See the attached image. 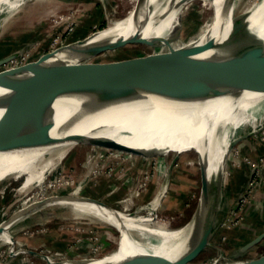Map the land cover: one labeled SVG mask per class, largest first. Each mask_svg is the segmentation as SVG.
Instances as JSON below:
<instances>
[{
	"label": "rangeland",
	"instance_id": "rangeland-1",
	"mask_svg": "<svg viewBox=\"0 0 264 264\" xmlns=\"http://www.w3.org/2000/svg\"><path fill=\"white\" fill-rule=\"evenodd\" d=\"M253 1L236 0V14ZM190 2L189 9L182 17L181 43L188 41L205 23L214 19V11L205 8L201 0ZM131 6L130 0H25L7 20H3L5 14L0 15V58L16 53L14 59L0 66V71L35 61L70 41L102 30L110 23L108 13L114 14V18H121ZM147 48L151 50L144 44H127L109 50L95 61L135 58L149 51ZM251 129L252 126H247L238 130L236 137L242 138L229 151L220 210L223 222L211 243L191 264H208L221 251L230 255L254 236L255 229L264 231V125L258 131L246 133ZM107 148L98 146L93 150L90 144H75L43 183L34 184L23 191H20L23 176L1 181L0 221L35 199L57 193L72 194L74 191L120 207L116 201L122 200L134 185L145 184V181L149 189L154 181L157 186L165 188L162 203L156 210L158 221H164L173 228L194 222L201 192L199 152L194 143L189 149L178 150L180 156L172 169L170 163L176 155L175 151L165 157L155 155L149 159L135 155L134 166L129 168L130 164L127 165L125 161L107 162V155L101 156V151ZM93 154L95 157H91ZM87 165L94 169L90 168V172L86 173ZM164 168L166 172L162 174ZM241 170L244 180L246 174L247 178H251L243 192L240 190L237 193L235 187L240 180ZM111 172L117 174L111 177V187L108 188L105 183ZM129 175L131 180L126 181ZM158 179H161V183H158ZM242 182L243 179L240 184ZM108 192H111L110 195H107ZM144 193L138 196V204L132 206L130 211L138 214L151 211L148 202L154 194L146 199L142 198ZM11 233V242L0 241V264H47L52 258L101 257L119 246L122 235L120 230L106 222L90 215L76 217L70 208L64 206L29 213L12 224ZM263 253L264 240L239 259L254 258Z\"/></svg>",
	"mask_w": 264,
	"mask_h": 264
},
{
	"label": "water",
	"instance_id": "water-1",
	"mask_svg": "<svg viewBox=\"0 0 264 264\" xmlns=\"http://www.w3.org/2000/svg\"><path fill=\"white\" fill-rule=\"evenodd\" d=\"M235 2L236 0H225L222 4L216 18L215 35L214 30H211L201 41L177 51L171 50L159 67L148 76H107L96 70L98 67H119L134 57L98 61L96 64L85 63V60L109 48L116 50L127 44L153 45L177 40L183 30L182 12L173 36L146 34L147 24L137 22L128 33H111L98 38L100 31L106 29L104 28L70 41L57 51L35 61L0 71V109L3 110L0 125L51 146L86 143L123 150L143 157L167 154L172 145L166 150H151L143 145L129 144L103 134L83 132L80 128L104 113L140 106L152 100L166 104H202L223 97H234L263 79L264 39L250 29V14L237 16ZM14 57L16 53L1 57L0 66ZM153 59L158 57L154 56ZM86 69L88 70L85 71ZM25 87L35 95L37 101L22 106L14 95ZM60 106H78L81 110L70 122L56 125L47 117ZM153 115L150 114L151 117ZM138 117L147 118L141 115ZM156 117L163 118L161 115ZM240 138L242 137H237L230 143L228 151ZM175 152L176 155L170 164L171 169L180 156V151ZM198 157L201 176L198 210L192 223L191 234L177 254L159 258L130 257L102 261L89 260L92 257L85 256L87 261L78 264L194 262L211 243L223 222L220 210L224 199L223 173L213 176L207 149L204 153L199 152ZM249 177L242 186L241 193L247 186ZM72 195L73 193H57L30 203L0 221V234L8 224L35 212L51 201L70 199ZM79 196L80 199L85 197L110 207L106 201L99 198ZM10 237L13 240L11 231ZM262 240L264 231L241 244L230 256L239 259ZM62 261L58 260V263ZM47 264L54 262L49 259ZM229 264H264V253Z\"/></svg>",
	"mask_w": 264,
	"mask_h": 264
},
{
	"label": "bare ground",
	"instance_id": "bare-ground-1",
	"mask_svg": "<svg viewBox=\"0 0 264 264\" xmlns=\"http://www.w3.org/2000/svg\"><path fill=\"white\" fill-rule=\"evenodd\" d=\"M24 1L0 0V15L5 14L3 20H7L14 11L23 5ZM130 1L132 6L125 16L114 18V14L108 13L107 17L110 18V23L105 30L100 31L98 38L111 33H128L132 29V25L137 22L147 24L146 34L158 33L173 36L177 29L180 13L182 12L184 17L186 10L191 5V0ZM201 1L205 8L214 11V19L205 23L188 41L181 43L183 35L181 34L177 40L146 45L151 50L147 48L149 51H144L142 56L135 57L126 64H120L119 67H98L96 70L107 76H148L159 67L171 50L177 51L201 41L211 30H214L213 34L215 35L217 33L215 28L217 14L225 0ZM245 14H250V29L264 39V0H254L244 5L237 16ZM109 50L111 49L87 58L85 63L96 64L98 61L95 59L104 56ZM154 56L158 59H153ZM14 96L22 106L37 101L35 95L27 87L18 90ZM80 110L81 107L78 106H60L47 119L56 125H63L70 122ZM2 113L3 110L0 109V116ZM150 114L154 115L151 117ZM140 115L145 117L148 115V117L139 119ZM157 115H161L163 118H157ZM262 125H264V78L234 97H223L202 104H166L152 100L140 106L110 111L86 122L80 131L103 134L129 144L143 145L151 150H166L169 145H172L170 152L164 155L179 149H189L194 143L198 152L204 153L206 149L208 150L213 176L216 177L223 173L225 181L228 147L237 138V131L252 126V129L246 133L255 132ZM75 144L46 145L0 125V182L9 177L20 178L23 176L24 180L20 191L26 190L34 184L43 183L49 173L65 159ZM90 145L93 150L98 147L96 144ZM150 157L153 156H146L147 159ZM90 168L94 169L87 165L86 173L90 172ZM165 168L162 174L166 172ZM160 181L161 179H158V183ZM136 188L137 186L134 185L122 200L116 201L120 207H113V204L108 202L110 207L104 206L85 197L80 199L79 194L74 191L73 195L69 197L70 199L51 201L35 212L48 207L64 206L70 208L76 217L90 215L122 232L119 246L114 251L101 257L93 256L89 260H116L130 257L159 258L177 254L191 234L192 222L173 228L164 221H158L156 210L162 203L161 198L165 195V188L161 186H157L153 198L148 202L151 211L146 214L130 211V208L139 202L138 196H135ZM110 193L108 192L107 195ZM12 224L5 226L0 234L1 242L12 241L10 237ZM51 261L54 264H59L56 258H52ZM85 261H87L85 257L79 256L63 259L60 264H78Z\"/></svg>",
	"mask_w": 264,
	"mask_h": 264
},
{
	"label": "built area",
	"instance_id": "built-area-1",
	"mask_svg": "<svg viewBox=\"0 0 264 264\" xmlns=\"http://www.w3.org/2000/svg\"><path fill=\"white\" fill-rule=\"evenodd\" d=\"M103 151L104 152L101 151V153H102L101 156L104 157L105 155H107V158H106V161L107 162L110 163L111 161H115V160L120 161V162H124L125 161V163L127 165L130 164V167L129 168H131V167L134 166L135 159L137 158L136 157L137 156L136 154L128 153V152H125V151H120V150L113 149V148L112 149H108L107 148V149H104ZM91 157H95V154L91 155ZM115 174L116 173L113 174L111 172V173H109L108 177H110V179H112L111 177H113V175H115ZM130 180H131V178H130V175H129V177H127L126 181H130ZM144 183H146V182L144 181ZM136 186H137V188L135 189L136 190V195L135 196H141L142 193L148 189L147 186H146V184H142L141 183V184H138ZM134 194H132V195H134ZM243 201H245V200H242V202ZM238 261H240V259H238V258L237 259H234L229 254L220 252L217 255V257L214 258L208 264H229V263H235V262H238Z\"/></svg>",
	"mask_w": 264,
	"mask_h": 264
},
{
	"label": "crops",
	"instance_id": "crops-1",
	"mask_svg": "<svg viewBox=\"0 0 264 264\" xmlns=\"http://www.w3.org/2000/svg\"><path fill=\"white\" fill-rule=\"evenodd\" d=\"M240 172L241 173H240L239 177H240V180L243 179V182L240 184V180H239L238 184H236L235 191L237 193H239V191L242 189V186L245 184V181L247 180V176H248V174H246V177H245V180H244V174L242 173V170ZM116 174H117V172H116ZM109 181H110V178H108L106 183H105L106 187H108V188L111 187L110 184H109ZM156 188H157V184H156V182L153 181V183L150 185L149 189L144 191L145 193L143 194L142 198H146L147 199V197H149V195L155 193ZM142 198H141V200H142ZM255 231L256 232H255L254 236L251 237V239L253 237H255L256 235H258L262 231V229L261 228H260V230L255 229Z\"/></svg>",
	"mask_w": 264,
	"mask_h": 264
},
{
	"label": "flooded vegetation",
	"instance_id": "flooded-vegetation-1",
	"mask_svg": "<svg viewBox=\"0 0 264 264\" xmlns=\"http://www.w3.org/2000/svg\"><path fill=\"white\" fill-rule=\"evenodd\" d=\"M247 241H249V240H247ZM247 241H246V242H247Z\"/></svg>",
	"mask_w": 264,
	"mask_h": 264
}]
</instances>
